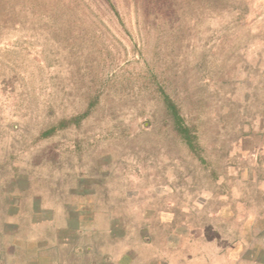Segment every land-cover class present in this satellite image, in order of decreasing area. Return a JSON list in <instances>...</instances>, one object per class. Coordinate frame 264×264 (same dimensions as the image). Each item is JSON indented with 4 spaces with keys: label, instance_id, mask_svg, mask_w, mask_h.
<instances>
[{
    "label": "rangeland",
    "instance_id": "374dc122",
    "mask_svg": "<svg viewBox=\"0 0 264 264\" xmlns=\"http://www.w3.org/2000/svg\"><path fill=\"white\" fill-rule=\"evenodd\" d=\"M0 264H264V0H0Z\"/></svg>",
    "mask_w": 264,
    "mask_h": 264
},
{
    "label": "trees",
    "instance_id": "16d2710c",
    "mask_svg": "<svg viewBox=\"0 0 264 264\" xmlns=\"http://www.w3.org/2000/svg\"><path fill=\"white\" fill-rule=\"evenodd\" d=\"M161 93L163 96L164 103L174 120V124H175V128L177 132L179 133L183 141L187 144L189 150L192 153L198 155L199 157H202L200 155V147L196 141L197 139L196 135L194 134L193 129L187 124L186 119L180 112L178 105L175 103V101L171 98V96L163 88L161 89ZM84 115L85 114H81L80 116L73 117L69 120H63L57 126L51 127L47 129L46 131H44L42 135L50 136L54 134L55 132H57L59 127L64 128L71 122L78 123L79 121H81Z\"/></svg>",
    "mask_w": 264,
    "mask_h": 264
}]
</instances>
